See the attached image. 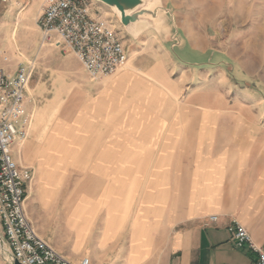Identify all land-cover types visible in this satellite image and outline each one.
Masks as SVG:
<instances>
[{
    "label": "crops",
    "instance_id": "crops-1",
    "mask_svg": "<svg viewBox=\"0 0 264 264\" xmlns=\"http://www.w3.org/2000/svg\"><path fill=\"white\" fill-rule=\"evenodd\" d=\"M91 4L99 10L98 18L111 19L104 4L96 0ZM116 28L125 48L121 29ZM205 52V47L183 49L196 61ZM160 67L154 64L146 76L131 65L119 70L83 105L89 110H66L68 119L59 118L54 133L42 145H37L32 128L37 115L61 110H36V97L28 91L33 71L25 100L31 126L27 139L14 147L15 159L20 163L23 158L26 165L36 168L38 182L46 184L39 187V198L56 212L58 182L48 175L74 162L76 147L97 148L93 175L98 197L85 195L82 206L73 198L77 186L70 188L64 200L68 212L65 223L77 234H85L99 210L102 228L98 246L108 249L110 244L109 249L116 255L124 253L128 262L168 264V260L180 257L183 264L206 261L217 247L226 242L234 245L228 231L233 220L244 226L264 251V124L220 123L219 113L208 107L201 111L181 109L182 113L195 114L191 123L178 116L167 118L168 110H160L162 103L157 100L173 92L170 82L155 76ZM87 114L90 119L85 118ZM122 114L127 115V121H120ZM77 116L84 122L81 130L95 132V137L91 134L82 143L72 137L71 132L78 128ZM126 128L143 131V141L119 137V131ZM25 211L27 214L26 207ZM212 215L215 221L209 220Z\"/></svg>",
    "mask_w": 264,
    "mask_h": 264
},
{
    "label": "rangeland",
    "instance_id": "rangeland-1",
    "mask_svg": "<svg viewBox=\"0 0 264 264\" xmlns=\"http://www.w3.org/2000/svg\"><path fill=\"white\" fill-rule=\"evenodd\" d=\"M43 3L44 0H16L0 14V67L14 70L19 62L34 61V73L28 85V91L36 97L33 105L36 110H61L57 114L49 111L37 115L32 127L37 145L44 144L54 133L59 118L68 119L66 110H89L83 109V105L97 95L105 80L113 77H91L69 47L55 44L54 40H42L38 18ZM159 4L165 11H159L158 29H147L136 38L127 33L111 9L103 5L114 26L121 29L128 49L127 63L120 72L131 65L146 76V70L159 64L161 67L154 74L170 82L173 92L157 100L162 103L160 110H168L167 118L178 116L182 122L191 123L195 121V114H185L183 110L208 107L219 113L217 121L220 123L264 124V0H159ZM92 12L95 17L100 13L97 8H92ZM187 47H205L204 57L193 60L194 56L183 53ZM89 116L85 118L90 119ZM125 118L127 121V115L122 114L120 121ZM75 123L78 128L71 135L79 143L91 138V134L95 137V132L81 130L84 122L78 116ZM58 129L64 133L63 128ZM142 133L126 128L119 131V137L142 142ZM76 149L74 162L48 175L55 176L58 182L56 212L40 200L39 187L46 184L38 182L36 168L29 165L34 179L27 191L25 207L38 234L59 252L79 259L88 257L92 263L151 264L149 260L128 262L124 253L112 252L110 244L109 250L98 246L102 228L99 210L89 232L77 234L74 229H68L64 200L69 189L77 186L73 198L81 205L85 195L98 197L100 192L93 175L97 148L79 146ZM89 149L91 152L87 153ZM21 161L26 165L23 158ZM254 258V253L244 255L242 249L226 242L206 261L193 264H255ZM167 263L183 264V258Z\"/></svg>",
    "mask_w": 264,
    "mask_h": 264
},
{
    "label": "built area",
    "instance_id": "built-area-1",
    "mask_svg": "<svg viewBox=\"0 0 264 264\" xmlns=\"http://www.w3.org/2000/svg\"><path fill=\"white\" fill-rule=\"evenodd\" d=\"M15 2L0 0V14ZM91 3L44 0L38 18L42 40L69 47L93 78L113 75L125 66L128 54L112 20L95 17ZM34 68L33 61L19 62L14 70L0 67V264H92L88 257L73 261L55 249L38 234L25 211L32 169L20 164L13 151L29 134L31 114L25 100ZM228 231L237 248L254 253L255 264H264V251L244 226L233 220Z\"/></svg>",
    "mask_w": 264,
    "mask_h": 264
},
{
    "label": "water",
    "instance_id": "water-1",
    "mask_svg": "<svg viewBox=\"0 0 264 264\" xmlns=\"http://www.w3.org/2000/svg\"><path fill=\"white\" fill-rule=\"evenodd\" d=\"M115 14L119 23L132 37L143 31L159 27V11H165L159 0H96Z\"/></svg>",
    "mask_w": 264,
    "mask_h": 264
}]
</instances>
